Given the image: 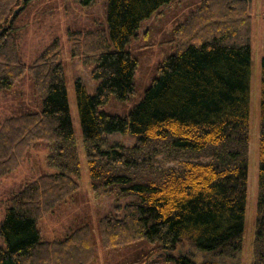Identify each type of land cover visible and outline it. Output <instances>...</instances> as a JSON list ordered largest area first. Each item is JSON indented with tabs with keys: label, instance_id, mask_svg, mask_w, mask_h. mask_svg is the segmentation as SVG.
<instances>
[{
	"label": "trees",
	"instance_id": "1",
	"mask_svg": "<svg viewBox=\"0 0 264 264\" xmlns=\"http://www.w3.org/2000/svg\"><path fill=\"white\" fill-rule=\"evenodd\" d=\"M30 0H0V92L28 72L39 110L0 123V178L19 169L34 143L51 146L60 171L26 181L9 198L1 226L0 264H93L89 223L43 240L38 222L79 190L80 156L69 110L62 42L55 38L26 66L18 13ZM92 5L97 0H80ZM106 22L69 30L71 56L93 66L94 94L78 80L76 100L96 194L128 200L98 219L104 248L143 244L119 264H241L250 155L252 0H203L166 43L174 52L126 115L101 109L130 100L138 59L128 44L141 24L174 0H107ZM20 7L18 12H15ZM264 9V0H263ZM258 201L253 258L264 264V57L261 61ZM129 135L126 145L110 135ZM119 209V207H117Z\"/></svg>",
	"mask_w": 264,
	"mask_h": 264
},
{
	"label": "rangeland",
	"instance_id": "2",
	"mask_svg": "<svg viewBox=\"0 0 264 264\" xmlns=\"http://www.w3.org/2000/svg\"><path fill=\"white\" fill-rule=\"evenodd\" d=\"M203 0H174L162 6L151 18L145 20L132 37L128 47L138 59V68L134 82L136 94L130 100H118L112 96L101 107L102 110L126 115L142 99L145 89L157 75V66L170 53L173 46L166 43L173 28L180 22H186L191 12ZM107 0H97L88 5L80 0H30L25 9L16 17L19 27V46L22 61L31 65L35 58L55 38L62 42L61 62L65 68L69 110L80 156L81 169L73 177L79 182L78 192L66 202L57 206L38 222L41 238L53 240L64 238L68 232L89 223L96 237V259L93 264H119L136 258L143 244H130L118 248H104L100 243L98 219L112 210L120 211V206L134 197L118 198L117 192L96 194L91 186L86 151L76 100L75 84L80 80L87 91L94 94L98 82L91 77L93 66H85L71 56V45L67 40L69 30L93 29L97 22H106ZM253 37L251 45L250 75V155L248 164L247 201L244 219L243 250L241 264H251L253 258V240L257 217L259 132L261 125V61L264 57V9L263 0H252ZM40 101L33 87V81L27 72L12 88L0 92V123L11 115L27 110H39ZM111 139L131 145L134 141L129 135L113 134ZM51 146L45 141L32 145L28 157L19 169L0 178V230L4 221L9 198L26 182L44 173L60 171L57 166L48 163ZM119 207V209H117ZM0 246L6 242L0 232ZM142 264V263H140Z\"/></svg>",
	"mask_w": 264,
	"mask_h": 264
},
{
	"label": "water",
	"instance_id": "3",
	"mask_svg": "<svg viewBox=\"0 0 264 264\" xmlns=\"http://www.w3.org/2000/svg\"><path fill=\"white\" fill-rule=\"evenodd\" d=\"M19 10H20V7H19V8H17V9L15 10L14 14H15L16 12H18Z\"/></svg>",
	"mask_w": 264,
	"mask_h": 264
}]
</instances>
